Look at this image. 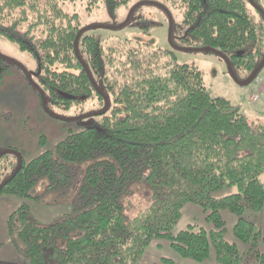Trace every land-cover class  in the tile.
<instances>
[{
	"label": "trees",
	"instance_id": "1",
	"mask_svg": "<svg viewBox=\"0 0 264 264\" xmlns=\"http://www.w3.org/2000/svg\"><path fill=\"white\" fill-rule=\"evenodd\" d=\"M77 1L93 11L102 2L117 10L145 0H0V37L31 54L35 68L28 71L52 112L93 98L102 110L104 96L94 82L110 102L99 125L66 129L36 155L7 148L24 159L0 190L21 200L8 220L13 247L30 264H138L153 240L165 238L183 258L264 264L263 222L247 215L264 218V125L250 123L229 98L213 96L203 72L178 63L172 50L134 39L107 48L86 31L80 61L75 40L84 26L68 10ZM168 1L181 12L183 46L218 50L242 80L264 59V16L249 0ZM11 65L36 93V111L55 120L22 70L1 56L0 86L13 75ZM45 138L39 136L37 147ZM0 162L7 170L2 184L18 157L7 153ZM136 181L148 184L150 204L128 218L123 195ZM76 182V198L62 217L40 223L30 215L26 200L38 198L39 184L66 192ZM188 203L201 207L211 229L189 225L173 232ZM223 210L236 216L232 240Z\"/></svg>",
	"mask_w": 264,
	"mask_h": 264
},
{
	"label": "rangeland",
	"instance_id": "2",
	"mask_svg": "<svg viewBox=\"0 0 264 264\" xmlns=\"http://www.w3.org/2000/svg\"><path fill=\"white\" fill-rule=\"evenodd\" d=\"M145 2L147 3L139 5L133 11L128 24L119 29L108 27H118L123 24L129 17L132 8L139 2L132 1L117 10H111L102 2L93 11H87L86 2L77 1L68 10L80 15L84 28L99 26L88 33L99 37L107 48L112 43L134 39L144 46L151 43L155 47L172 50L178 63L195 66L203 72L205 84L213 96L229 98L235 105L240 106L248 116L250 123L264 125V106L254 105L250 100L249 91L253 84H239L230 75L228 64L220 55L212 51L185 50L180 38L183 35L181 12L172 7L170 1L145 0ZM259 5L264 8V1L260 0ZM251 10L253 11L252 7ZM170 29H172L171 36ZM0 53L22 64L27 70L35 68V61L28 51L21 50L18 45L1 37ZM11 69L14 71L13 75L11 74L6 81L3 79V84L0 86V152L8 147H15L23 154L30 151L32 155H36L51 148L54 143L63 138L66 129L79 131L100 124L99 115L66 122L59 119L54 120L41 111V113L37 112L36 93L28 82L15 71L13 65H11ZM98 106L100 105L97 98H93L85 103L76 104L70 111H59L58 115L63 118H75L99 111L97 110ZM62 127H65V130H62ZM40 135L46 136L47 140L42 148L37 147ZM6 175L7 170L0 162V182ZM261 179L264 182V175ZM76 192L77 182L66 192L47 191L42 184H39L35 190V195H38V198L26 200L29 204L30 215L40 223L57 220L70 210L71 204L76 198ZM149 198L151 199V189L147 183L136 181L129 185L123 195L126 216L134 217L145 209L150 204ZM20 202L21 200L14 196H0V264H30L27 256L24 253H19L13 247L9 234L8 220ZM222 213L227 221L226 237L231 240L233 225L231 218L235 221L236 216L227 210H223ZM247 215L254 218L257 224L263 222L264 229V218L262 221L258 213L249 212ZM189 225H195L198 228H212V225L205 219V213L201 207L195 203H188L184 206L182 217L173 232L184 230ZM163 258L172 259L175 264H222L212 260L211 257L202 262L183 258L165 238L153 240L138 264H163Z\"/></svg>",
	"mask_w": 264,
	"mask_h": 264
},
{
	"label": "water",
	"instance_id": "3",
	"mask_svg": "<svg viewBox=\"0 0 264 264\" xmlns=\"http://www.w3.org/2000/svg\"><path fill=\"white\" fill-rule=\"evenodd\" d=\"M252 4L256 5L254 3L253 0H250ZM143 3H147V2H139L138 4H136L131 12H130V15L129 17L127 18V20L121 24L120 26L118 27H108V28H112V29H116V28H122L124 27L125 25L128 24V22L130 21L131 19V15L133 13V11L141 4ZM257 7V6H256ZM263 14H264V11L260 8V7H257ZM168 16L171 18V15L168 13ZM172 24V23H171ZM171 27V26H170ZM99 28V26H93V27H86V28H83L82 30H80V32L77 34L76 36V40H75V51H76V54L79 58V60L81 61V57L79 55V50H78V45H79V39L81 37V35L83 33H85L86 31H91L92 29H97ZM172 34V29H170V36ZM185 50H193L192 48H184ZM199 51H207V52H214L218 55H220L222 58H224L228 64V69H229V73L230 75L241 85H248L250 82L253 81V79L263 70L264 68V59L262 60V62L255 68V70L251 73V75L246 78V79H243V80H240L238 79V77L235 75L234 73V70H233V67L228 59V57H226L224 54H222L221 52H219L218 50L212 48V47H209V46H206V47H203V48H199L198 49ZM0 56L5 58L7 61L9 62H12L13 64L17 65L21 70L22 72L25 74V76L28 78V80L30 81V83L33 85L34 88H36V90L41 94V100H42V104H43V107L44 109L46 110V112L51 115L52 117L56 118V119H59V120H62V121H66V122H71V121H75V120H79L81 118H86V117H91V116H97V115H103L105 114L108 109H109V106H110V102H109V99L108 97L98 88V86L96 85V83L94 82L97 90H99L100 94H102L104 96V100H105V107L100 110V111H97V112H93V113H90V114H86V115H83V116H78V117H75V118H63L61 116H59L58 114L52 112L48 106H47V102H46V96H45V93L41 90V88L39 87V85L33 80V78L31 77L29 71L26 69L25 66H23L22 64L18 63V62H15L14 60L2 55L0 53ZM94 81V80H93ZM7 153H11V154H15L17 157H18V164H17V167L16 169L14 170V172L11 174V176L5 180L2 184H0V190L9 182L11 181L16 175L17 173L20 171V169L22 168V165H23V155L21 154V152H19L18 150L16 149H6V150H3L0 152V158L2 156H4L5 154Z\"/></svg>",
	"mask_w": 264,
	"mask_h": 264
},
{
	"label": "built area",
	"instance_id": "4",
	"mask_svg": "<svg viewBox=\"0 0 264 264\" xmlns=\"http://www.w3.org/2000/svg\"><path fill=\"white\" fill-rule=\"evenodd\" d=\"M249 93L252 103L264 106V73L256 78Z\"/></svg>",
	"mask_w": 264,
	"mask_h": 264
},
{
	"label": "flooded vegetation",
	"instance_id": "5",
	"mask_svg": "<svg viewBox=\"0 0 264 264\" xmlns=\"http://www.w3.org/2000/svg\"><path fill=\"white\" fill-rule=\"evenodd\" d=\"M254 1V3L256 4V5H254V4H252L251 3V1L249 0V2H250V4L253 6V8H255L256 10H258L260 13H262L257 7H260L263 11H264V8L263 7H261L260 5H259V3H260V0H253ZM262 1H264V0H262ZM257 6V7H256ZM262 15L264 16V14L262 13ZM181 38V37H180ZM181 41H182V38H181ZM183 47V46H182ZM183 48H192L193 50H198L199 48H203V47H183ZM230 61V60H229ZM231 63V62H230ZM232 65V64H231ZM233 67V66H232Z\"/></svg>",
	"mask_w": 264,
	"mask_h": 264
},
{
	"label": "crops",
	"instance_id": "6",
	"mask_svg": "<svg viewBox=\"0 0 264 264\" xmlns=\"http://www.w3.org/2000/svg\"><path fill=\"white\" fill-rule=\"evenodd\" d=\"M262 108V107H261ZM263 109V108H262ZM231 221H232V223H234V219L233 218H231ZM231 240H232V237H231ZM211 259L212 260H214V261H217L216 259H215V257L213 256V257H211Z\"/></svg>",
	"mask_w": 264,
	"mask_h": 264
}]
</instances>
